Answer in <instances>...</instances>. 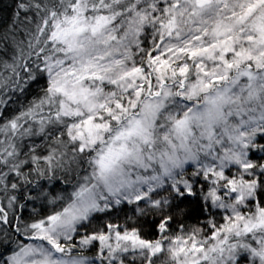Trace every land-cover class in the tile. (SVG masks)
I'll list each match as a JSON object with an SVG mask.
<instances>
[{
	"label": "clouds",
	"instance_id": "obj_1",
	"mask_svg": "<svg viewBox=\"0 0 264 264\" xmlns=\"http://www.w3.org/2000/svg\"><path fill=\"white\" fill-rule=\"evenodd\" d=\"M0 52V264H264V0H3Z\"/></svg>",
	"mask_w": 264,
	"mask_h": 264
},
{
	"label": "snow or ice",
	"instance_id": "obj_2",
	"mask_svg": "<svg viewBox=\"0 0 264 264\" xmlns=\"http://www.w3.org/2000/svg\"><path fill=\"white\" fill-rule=\"evenodd\" d=\"M73 22H74V18H73ZM53 35H56V34L53 33ZM248 167H250V165ZM213 198L215 199V194H213ZM261 217L262 218L259 221V224L264 225V210H262V212H261ZM50 219H54V218H50ZM252 226L255 227V226H258V225H252ZM33 227H40V225H33ZM50 243L53 244V247H55V248H57V250H59V245L58 244H55L54 241H50ZM17 264H20V261H19L18 258H17Z\"/></svg>",
	"mask_w": 264,
	"mask_h": 264
},
{
	"label": "trees",
	"instance_id": "obj_3",
	"mask_svg": "<svg viewBox=\"0 0 264 264\" xmlns=\"http://www.w3.org/2000/svg\"><path fill=\"white\" fill-rule=\"evenodd\" d=\"M0 3H3V0H0ZM3 55V53L2 52H0V56H2Z\"/></svg>",
	"mask_w": 264,
	"mask_h": 264
}]
</instances>
